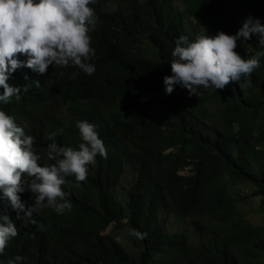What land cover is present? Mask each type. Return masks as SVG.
Returning a JSON list of instances; mask_svg holds the SVG:
<instances>
[{
	"label": "trees",
	"instance_id": "1",
	"mask_svg": "<svg viewBox=\"0 0 264 264\" xmlns=\"http://www.w3.org/2000/svg\"><path fill=\"white\" fill-rule=\"evenodd\" d=\"M178 1L93 0L91 76L71 65H50L43 75L27 67L10 74L7 83L20 87L21 97L0 102V110L27 124L41 166L54 163L46 155L50 133L60 145L82 142L78 120L95 125L108 157L97 155L83 182L66 177L71 211L44 207L17 219L0 193V213L18 229L0 264L16 255L27 257L25 264H264V225L250 222L230 190L249 184L264 212V57L250 76L222 90L201 87L189 96L177 85L168 95L163 84L179 36L234 35L248 16L264 24V0H183L184 9ZM192 17L199 27H187ZM242 43L249 45L238 49L242 58L264 50L255 35ZM146 92L150 98L142 100ZM129 164L137 174L122 206L114 192ZM186 169L192 174H181ZM20 195L28 204L35 200L30 192ZM162 210L190 220V232L169 233ZM112 225L111 233H147L136 256L104 233Z\"/></svg>",
	"mask_w": 264,
	"mask_h": 264
},
{
	"label": "clouds",
	"instance_id": "2",
	"mask_svg": "<svg viewBox=\"0 0 264 264\" xmlns=\"http://www.w3.org/2000/svg\"><path fill=\"white\" fill-rule=\"evenodd\" d=\"M92 3L93 0H0V88L3 89L0 102L7 104L13 97L20 99L21 88L7 81L21 67L40 75L50 65L59 68L71 65L89 76L95 72L91 61L96 53L89 32L98 24V17L89 6ZM254 35L264 46V24L259 18L248 16L234 35L223 31L215 35L202 32L194 41L179 36L171 52L172 74L163 77L165 93L171 95L179 85L193 96L198 88L222 90L229 83L250 76L260 67L264 50L242 58L235 49L237 41L247 42ZM18 54L27 59L19 60ZM63 75L61 72L60 76ZM76 77L77 73L73 72L71 78ZM33 83L39 86L38 80ZM25 128L27 124L21 127L0 110V193L16 211L17 219L31 218L44 207L57 213L71 211L72 204L62 188L66 177L74 176L77 182H83L88 176V166L95 165L97 155L108 157L95 125L87 120L76 122L82 141L76 148L58 144L56 133H50L48 139L52 142L47 145L46 155L54 163L44 166L39 164L41 156L34 148V137L26 134ZM26 191L35 196L31 204L21 199L20 194ZM17 235V226L10 216L0 213V254L9 239ZM128 235L138 240L147 237L146 232L134 228L128 230ZM26 260L27 257L16 255L9 264H25Z\"/></svg>",
	"mask_w": 264,
	"mask_h": 264
},
{
	"label": "rangeland",
	"instance_id": "3",
	"mask_svg": "<svg viewBox=\"0 0 264 264\" xmlns=\"http://www.w3.org/2000/svg\"><path fill=\"white\" fill-rule=\"evenodd\" d=\"M177 7L180 9L185 8V2L183 0L178 1ZM108 9H112V7H109ZM187 27L191 28V24L197 25L199 27L198 21L192 17L191 19H187ZM201 28V26H200ZM216 33L210 32L209 35H215ZM237 48L235 51L238 53V49L240 47H244L245 49H249V45L242 42H237ZM142 100H147L150 98V93L146 92L141 95ZM136 170L133 168L131 164H129L124 172V175L122 177V181L119 184L118 188L115 190L116 198L118 199L119 203L122 206H125L127 201L126 191L129 187H131L135 181L136 177ZM181 174L183 175H189L192 174L190 169H186ZM230 190L234 197H237V200H239V207H241V210H243L244 214L247 215V218L252 222L254 225H264V212L260 210L261 204H262V198L261 197H254L252 198V187L249 184H242L237 186H230ZM240 198H246V200ZM161 219L164 223H166V230L169 233H175L178 231H186L190 232L192 229V224L190 220H184L182 221L180 218L174 216L172 213L169 214L168 210H162L160 212ZM127 217V216H126ZM122 222L126 224L128 222L127 218L122 219ZM113 225L110 226L104 233L109 234L111 233V230L113 229ZM113 237L117 239V237H121V239H117L124 247L125 249L131 253L133 256H136L141 245L134 236L128 235V229H123L121 231H113L111 233ZM193 243H196L195 238L192 240Z\"/></svg>",
	"mask_w": 264,
	"mask_h": 264
}]
</instances>
